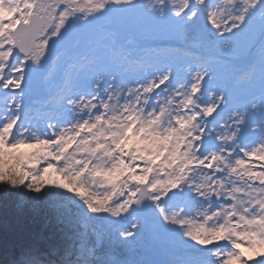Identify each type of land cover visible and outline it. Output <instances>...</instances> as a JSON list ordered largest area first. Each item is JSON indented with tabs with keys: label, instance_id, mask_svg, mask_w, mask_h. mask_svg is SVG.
<instances>
[{
	"label": "snow or ice",
	"instance_id": "snow-or-ice-1",
	"mask_svg": "<svg viewBox=\"0 0 264 264\" xmlns=\"http://www.w3.org/2000/svg\"><path fill=\"white\" fill-rule=\"evenodd\" d=\"M0 192L66 241L4 264H264V0H0Z\"/></svg>",
	"mask_w": 264,
	"mask_h": 264
},
{
	"label": "trees",
	"instance_id": "trees-1",
	"mask_svg": "<svg viewBox=\"0 0 264 264\" xmlns=\"http://www.w3.org/2000/svg\"><path fill=\"white\" fill-rule=\"evenodd\" d=\"M65 245L64 234L49 212H33L16 195L5 198L0 192V264L10 248L17 253L30 249L48 254L53 249L62 252Z\"/></svg>",
	"mask_w": 264,
	"mask_h": 264
},
{
	"label": "rangeland",
	"instance_id": "rangeland-1",
	"mask_svg": "<svg viewBox=\"0 0 264 264\" xmlns=\"http://www.w3.org/2000/svg\"><path fill=\"white\" fill-rule=\"evenodd\" d=\"M148 32H150V30H147L146 34H148ZM158 42H160V41H158ZM164 42L169 43V44H181L183 47L187 46V44L184 43L178 35H176L174 38L170 37L168 40H166ZM170 240H174V239L169 238L168 240H166L162 243H158L159 244V247H158L159 252H162L164 259H168L171 255V253L176 251L174 249V247L177 248L176 247L177 243L175 244ZM148 258H149V254L145 251L144 248H137L135 251L130 253V259H133V260L148 259Z\"/></svg>",
	"mask_w": 264,
	"mask_h": 264
},
{
	"label": "water",
	"instance_id": "water-1",
	"mask_svg": "<svg viewBox=\"0 0 264 264\" xmlns=\"http://www.w3.org/2000/svg\"><path fill=\"white\" fill-rule=\"evenodd\" d=\"M158 244H154V245H151L149 247H146V251L149 252V253H152L153 251L155 250H158ZM151 260H155V261H163V258H162V253H159V254H156V255H151Z\"/></svg>",
	"mask_w": 264,
	"mask_h": 264
}]
</instances>
